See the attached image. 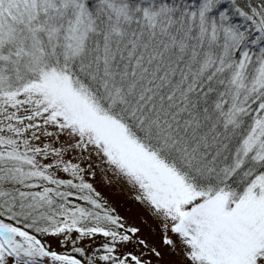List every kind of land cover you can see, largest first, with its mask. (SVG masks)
<instances>
[{"label": "snow or ice", "instance_id": "6c2138e0", "mask_svg": "<svg viewBox=\"0 0 264 264\" xmlns=\"http://www.w3.org/2000/svg\"><path fill=\"white\" fill-rule=\"evenodd\" d=\"M0 264H264V0H0Z\"/></svg>", "mask_w": 264, "mask_h": 264}, {"label": "rangeland", "instance_id": "374dc122", "mask_svg": "<svg viewBox=\"0 0 264 264\" xmlns=\"http://www.w3.org/2000/svg\"><path fill=\"white\" fill-rule=\"evenodd\" d=\"M103 194L108 197L110 202L117 207L122 215L128 216L130 221L135 213V205L132 204L125 192H121L118 188L104 187L101 189Z\"/></svg>", "mask_w": 264, "mask_h": 264}]
</instances>
